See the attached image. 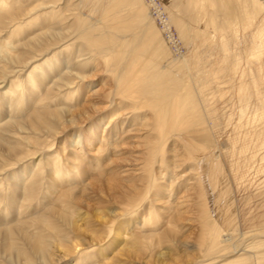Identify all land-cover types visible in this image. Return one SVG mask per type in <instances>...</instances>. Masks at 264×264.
<instances>
[{
	"label": "bare ground",
	"instance_id": "obj_1",
	"mask_svg": "<svg viewBox=\"0 0 264 264\" xmlns=\"http://www.w3.org/2000/svg\"><path fill=\"white\" fill-rule=\"evenodd\" d=\"M78 1L82 0H0V149H7L15 160L37 153L32 149H19L23 139L28 138L19 133L33 130L36 135H55L60 125L76 122L79 118L76 113L69 115L82 83L75 85L79 81L74 82V79L78 73L86 76L84 68L93 63V58L103 56L105 61L112 62L115 67L109 71L116 81V64L123 63L116 47L119 42H137L133 34H137L140 23L120 26V21L110 18L107 26L106 19L96 20L80 9L76 26L71 24L70 15L80 7ZM118 1L128 0H111V6L119 5ZM212 2L227 8L225 25L215 35L191 26L163 8L167 19L163 27L173 32L175 26L179 30L178 39L188 42L200 38L211 49L210 56L199 50L195 52L197 63L190 74H187L190 59L180 48L173 49L171 38L166 40L152 20L149 9L156 8L154 1L132 3L138 16L145 21L141 24L150 44L146 53L137 55L131 69L127 65L122 68L117 86L131 97L136 94L135 98H141L143 105H131L124 116L116 112L107 143L114 144V140L118 142L123 135L145 131L146 149L132 156L133 161L141 164L137 169L139 177L127 189L123 188L122 194L127 193L128 197L119 195V212L112 210L114 206L108 209L113 219L107 221L106 230H111L110 235L116 220H123L116 227L117 251L114 250L110 261L102 263L94 254L93 244L79 245V258L71 264H113L119 254L125 256L129 264L137 261L133 258L139 259L137 262L141 264H159L165 259L173 260L176 255L189 258L185 264H264V223L248 231L240 230L241 219L232 180V175L235 179L242 175L243 179L241 172L257 160L264 170V0ZM191 3L199 7L200 0H191ZM52 6L55 9L45 13L41 24L30 18H40L41 9ZM24 20H30L27 26H22ZM72 32L78 33L73 42ZM242 32H247L248 36ZM62 41L71 42L57 54L32 66L38 56L55 49ZM83 47L89 52L81 53ZM30 65L29 73L22 78L23 71ZM92 90L93 94L98 93V89L93 87ZM64 91L66 93L62 94ZM61 102L64 104L60 105ZM86 109L83 107L79 113ZM90 134L86 137L79 131L71 135L67 141L71 143L73 154H84L85 141L92 145L100 140L98 132ZM222 135L227 137L224 141H220ZM15 138L17 141L13 140ZM94 159L91 162H100ZM229 160L230 170L227 168ZM7 163L5 160L0 163V173L13 164ZM48 164L50 166L45 167L40 159L29 175L26 168L20 169L13 174L15 182L7 183L6 188L0 179V206L4 201L7 206L4 208L11 206L15 210L12 217L17 225L9 229L10 236L4 241L3 250L0 247V255L15 260L12 251L16 250L19 263L48 262L55 244L67 252L72 249L67 227L62 228L54 219L50 222L39 218L51 229L50 233L45 228L38 229L30 221V225L22 224L27 221L31 205L36 206L32 211H38L44 202L46 207L61 205L68 213L63 214V218L69 226L90 217L89 213L83 214L69 206L62 191L58 190L61 185L53 184V180H61L70 186L69 189L76 188L72 171L67 168L71 173L65 172L58 155ZM179 187H184L188 194L173 201V190ZM162 190L170 197L169 207L164 209L157 206L154 196L160 197ZM192 203L196 208L193 218L198 223L195 241L181 239L177 233L182 227L178 225L181 221L176 212ZM3 219H11L7 209L3 211ZM17 232L23 235L24 242L29 241L31 252L22 248L26 245L20 243Z\"/></svg>",
	"mask_w": 264,
	"mask_h": 264
},
{
	"label": "rangeland",
	"instance_id": "obj_2",
	"mask_svg": "<svg viewBox=\"0 0 264 264\" xmlns=\"http://www.w3.org/2000/svg\"><path fill=\"white\" fill-rule=\"evenodd\" d=\"M110 1L111 0L78 1V3L80 2V7L78 10H75L76 12L73 11V17L70 15V18L72 19L69 21L71 24H75L74 26H76V23L78 22L77 12H79V10L81 9L80 12L92 16L96 20L106 19L107 26L109 25L108 20L110 18H115L116 22L120 21V26L140 23L138 25L137 34H133L137 39V42L134 43L133 41H131L129 44H121L119 42V45L116 47V51H119L120 56L123 58V63L121 65L116 64V81L114 80L113 74L109 71V69H114L115 67L112 65V62L105 61L103 56H97V58H93V63L91 65H88L87 68H84L85 71H87L86 76L84 75V73H78L79 75L74 79V82H76V80L79 81L78 83H74L75 85H79L80 83H82V88L79 90L74 99V106L72 108L71 114L69 115L70 117L71 115H75L74 113H76L75 116L79 117L75 120L76 122L60 125L58 129L59 132L55 135L49 133V135H36L33 130H26L22 133H19V135L28 136V138L23 139V142H21L22 146H19V149H32L37 152L35 155L26 156L22 160H15V156L11 153L9 154L7 149H0V163L3 164L4 160L8 162L7 164L13 163L11 166L5 168L4 172L0 173V179L4 181L5 188L8 187L9 182L12 181L11 184L15 182V177H13V174L18 173L20 169L26 168L28 170L27 175H29L31 173V170L36 166L40 159L41 162L45 164V167H49L50 164L48 163L53 162V158L58 155L60 163L64 165L65 172L71 173L67 171V168L72 171V175L75 178L74 181H76L74 184L76 185L77 183V186L76 188L69 189L70 186L61 180H53V184L58 183L59 185H61V187H59L60 189L58 190L62 191L61 193L64 194L63 199L65 200V202L69 203V206H72L73 209L80 210L83 214H90V217L88 219L79 220L77 223L74 222L73 225L71 224L69 226V224H67L63 218V214L68 213H66V211L62 209L61 205L57 204L53 207L56 209L55 212L51 207V204L46 207V202L44 201V203L40 207H38V211H32V208H35L36 206L31 205V208L28 210L29 214L26 215L27 221L22 224L30 225V221L33 226L38 227V229L45 228L46 232L48 231L50 233L51 229L47 227L45 223L39 221V218L44 217L46 221L50 220V222L54 219L58 224L61 225L62 228L67 227L65 229L70 236L69 240L72 241V249H70V251L67 252L65 248L55 244L52 247L53 251L51 252L52 254L48 262L45 263L37 260V264H71L72 262L77 260V258H79L78 252L81 251L80 248L78 249V247H82L83 245L88 244L94 245V254H97V258L100 259L102 263L110 261L115 251H117L115 247L118 246L116 243V237H118L116 227L118 228L119 223L123 220L122 218H120L118 221L116 220V222L114 223L115 225L113 226L115 227V229H112L110 235L111 230H106V227L109 226L107 224V221L111 222L113 220L112 215L109 212V208L111 206H114L112 207V210L114 212H119V195H122L124 198L129 196H126L127 193H123L124 195L122 194L123 188L127 189V187H129L132 182L135 183V181L139 177V171L137 169L139 168L138 165L141 164L138 161H133L132 156L145 151L146 142L148 140L147 134H144L145 131L136 132L133 133V135H123V137L117 139L118 142L114 140V144L112 143L108 145L107 142H109L108 133L111 131V128L115 122L113 119H116V112L121 116H124L125 111L129 110L131 105H143V100L141 98H135L136 94L131 97L128 95V93L121 92V89L117 86V76L118 74H121L122 76L121 70L124 66L127 65L129 69H131V65L134 59L137 57V55L146 53V49L149 46L150 42L146 29H144V25L141 24V21H145L141 16H138L136 8L132 5V3L136 0H128L127 2L118 1L119 5L116 4L114 6V8H116V11L111 6ZM147 1L148 0H144V3L146 4ZM153 1L156 8L153 9L151 7V9H153L154 11L149 9V12L151 11L153 22L156 24L158 29L162 31L161 33L164 34L162 35L166 40H169L167 39L168 37L171 38L172 45L171 42L169 44L173 47V49L180 48L182 53H184L186 57L190 59L187 74L193 73L195 71V65L197 63L195 52L199 50L204 55L210 56L211 49L207 44H203L200 38H195V40H189L188 42L178 39L179 30H177L175 26L173 27L174 29L172 28L173 32H170L169 29L163 27L164 21L167 20L163 8L166 7L167 9L175 13L178 17L189 23L191 26L198 27L201 30H205V32L207 31L212 35L218 33L219 28L225 25L224 20L227 16V8L224 5L215 6L212 0H200L199 7L193 6L191 0ZM61 6L64 5L61 3ZM52 9H55V7L52 6L41 9L42 14L40 15V18H30L32 20H35L37 24H41L42 20L46 16L45 13L49 12ZM163 14L164 16H162ZM32 16L34 15L32 14ZM29 21L30 20H24L22 26H27ZM72 27L73 25H71V28ZM26 28L27 27H24L25 30ZM241 34L248 36L247 32H242ZM76 36H78V33L72 32V42L75 40ZM69 42L63 43L62 41L61 43L56 44L55 49H52L48 53L38 56L35 60V63L31 65L34 66L35 64L42 62L46 58L53 56V54H57L61 49L63 50V48H65L66 44L68 45ZM137 46H139L140 49H138ZM172 47L170 48L172 49ZM83 52L89 51H87V49L83 47L81 49V53ZM93 52L98 55H102L100 54V52ZM174 55L176 54L174 53ZM149 56L152 55L149 54ZM31 65L27 66L26 70L23 71L24 73H22V78H25L27 76L31 69ZM210 66L211 65L208 64V67ZM78 69L80 70L81 67H78ZM81 71H83V69ZM90 73L92 74L90 75ZM124 76L125 75H123L122 78H124ZM87 84L90 86L84 87ZM93 87L95 89H98L97 94L92 93ZM66 91H64L62 94L66 93ZM74 91L75 89L73 90V92ZM123 94H126L127 96ZM63 104V102L60 103V105ZM83 107H87L86 110L88 111V113L87 111L82 112L81 114L79 113L80 110H83ZM220 111L223 112L224 110L221 109ZM139 114L140 113L136 114V116H138ZM105 127L107 129H105ZM79 131L82 132V134L86 137H88V135H91L90 133H92V131L98 132V137L100 140H96L92 145H89L87 141H85L84 154L80 153L78 155H75L72 153V146L68 141L73 133ZM226 138L227 137L225 135H222V137H220V141H224ZM17 139L15 138L13 140L17 141ZM48 141H50V143H48ZM51 144L53 145L50 146ZM171 147V145L168 147L169 151ZM103 148V152L100 151ZM94 158H98L100 162H91V160ZM94 161L97 160L94 159ZM229 162L230 160L227 162L228 170H230V166L228 165ZM259 162L261 161H255L249 167L244 169L245 172H241L244 174L243 179L240 178L242 175H238V180L235 179L234 175H232L234 184L233 190L236 189L234 190V195L236 194L235 198L238 203L241 219L239 228L242 232L252 229V227L255 225H262L264 223V170L261 169V164ZM182 168H184V166ZM251 168L253 170H251ZM184 171H182L181 174H184ZM254 173L258 176H255ZM232 174L235 173L232 172ZM183 181H185V179H183ZM258 181L260 183H258ZM238 185L241 186V189ZM184 190V187H179L178 189L174 188L173 193L175 198L171 199L173 201H176V199L179 197H185L184 195H187L188 193H185ZM208 192L209 194H211L212 190L209 188ZM59 193L60 192H58V194ZM159 194L160 197L154 195L157 198V200L155 201L157 206L163 209L164 207H169L167 200L170 197L168 196V194L163 190L160 191ZM150 196L152 197L151 193ZM4 207L7 206L3 201L0 206V247L2 250L5 239L10 236L8 232L9 229L16 228L17 226L12 217L14 215L13 211L15 210L12 209L11 206H9L8 208ZM5 209H7V212L11 217V219L8 221L3 219V211ZM195 211V205L192 203L191 206L183 207L180 212H176V216L179 215V221H181L178 222V225L182 228L179 232H177L181 239L188 238L191 241L196 240L198 235V223L193 218L196 215ZM189 218L192 219L189 220ZM72 220L77 221L78 218L72 217ZM16 234H18L17 237L20 243L26 245L22 248L27 249V251L31 252V245H27L29 241L24 242L22 237L23 235L18 232ZM12 252V256H14L15 260H11V256L8 257V255L4 256L2 254L0 255L2 264H23V261H20V263L16 261L17 251L13 250ZM86 255L88 256V253ZM236 255H238V253L231 256ZM105 256L110 257V259H106ZM133 259L137 261L139 260L137 258ZM188 260L189 258L181 255H176L173 260L165 259L163 263L159 264H185V261ZM137 261H135L133 264H141ZM113 264L129 263L126 260L125 256L119 254L116 255V259H113Z\"/></svg>",
	"mask_w": 264,
	"mask_h": 264
}]
</instances>
